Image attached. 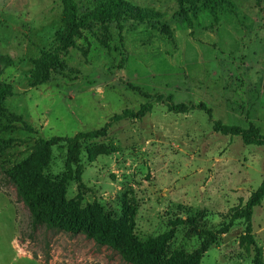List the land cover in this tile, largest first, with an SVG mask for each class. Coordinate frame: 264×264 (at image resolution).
<instances>
[{
	"label": "rangeland",
	"instance_id": "1",
	"mask_svg": "<svg viewBox=\"0 0 264 264\" xmlns=\"http://www.w3.org/2000/svg\"><path fill=\"white\" fill-rule=\"evenodd\" d=\"M161 13L164 33L153 21L127 19L122 40L112 26L107 50L89 33L62 49L56 38L62 0H0V80L13 86L5 100L21 116L0 134L2 163L32 151L37 138L72 136L101 127L113 114L136 111L151 95L152 108L139 118L123 116L105 137L83 143L81 204L97 225L101 208L121 222L116 245L95 241V228L66 231L32 228L27 207L0 166V264H131L120 249L126 237L144 241L182 219L164 246L159 264L181 257L215 234L198 264H253L254 251L242 217L220 233L230 215L243 211L264 180V145L214 131L206 110L169 111L165 99L203 103L226 125L258 126L264 134V0H194L181 12L177 0H129ZM59 54L65 67L38 81L33 59L41 50ZM109 149L92 161L87 148ZM65 144L52 147L45 177L65 170ZM69 181L65 199L77 193ZM250 234L264 264V197L252 209Z\"/></svg>",
	"mask_w": 264,
	"mask_h": 264
},
{
	"label": "trees",
	"instance_id": "2",
	"mask_svg": "<svg viewBox=\"0 0 264 264\" xmlns=\"http://www.w3.org/2000/svg\"><path fill=\"white\" fill-rule=\"evenodd\" d=\"M181 12L186 13L185 3L194 6V0H177ZM63 9L61 15V26L56 32V38L62 49L74 45V36H81L84 32L89 33L101 46L107 50L118 49V45H112V26L115 25L118 31V38L121 41L122 24L127 19L135 21H153L152 24H159L164 33H168V25L158 21L161 13L151 7H139L129 0H62ZM34 72L38 81L48 79L51 71L64 69L65 65L60 62L56 50H41L38 57L33 59ZM2 68L0 67V75ZM128 86L144 96L147 101L140 105L139 109L132 111L124 109L121 113L113 114L101 127L86 131H78L72 136H51L49 138H37L32 146L30 154L11 165L2 163L4 178L10 182L17 197L27 207L32 228L44 226L49 229H63L66 231L85 230L95 228L94 238L99 244L114 246L121 234V222L101 208V216L96 224L91 219L90 209H83L81 204L84 191L87 189L82 181L83 164L81 152L83 143L87 140L105 137L110 124L121 119L123 116L139 118L152 108L151 99L164 100L161 94L151 95L140 86L128 84ZM13 93V86L10 83L0 80V134L14 128L15 122L22 121L21 116L8 110L5 100ZM169 111L180 113L192 108L206 110L213 123L214 131L225 135H238L246 143L264 145V134L260 128L253 123L246 127L240 125H226L218 119H213L211 110L203 103L185 104L173 102L171 95L165 99ZM59 143L65 144V170L55 177H45L42 170L48 165L52 147ZM5 141L0 140V154L5 149ZM109 149H96L95 146L87 148L88 159L92 161L99 154L109 153ZM69 181L76 182L77 193L71 199H65L66 187ZM264 197V180L252 193L250 200L243 211L234 212L230 215L229 221L222 228L220 233L226 232L233 221L242 217L246 223V235L253 247V264H261V248H259L251 234L252 209L258 205ZM182 219L169 220L170 228L163 233L149 237L144 241L134 240L126 237L123 247L120 249L122 258L131 264H159L164 252V246L174 235L175 227L178 224H186ZM206 237L199 247L189 254L181 257H172L164 264H198V259L205 252L215 234L204 231Z\"/></svg>",
	"mask_w": 264,
	"mask_h": 264
}]
</instances>
